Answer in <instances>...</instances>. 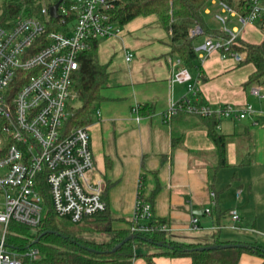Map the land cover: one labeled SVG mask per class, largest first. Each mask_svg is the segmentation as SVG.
I'll return each mask as SVG.
<instances>
[{
	"label": "crops",
	"instance_id": "crops-1",
	"mask_svg": "<svg viewBox=\"0 0 264 264\" xmlns=\"http://www.w3.org/2000/svg\"><path fill=\"white\" fill-rule=\"evenodd\" d=\"M239 1L230 0V5L235 7ZM204 15L211 16L217 24L215 28L205 21L209 29L221 30L216 19L220 15L218 2L211 0ZM235 26L236 20L229 18L227 27ZM257 34V39L251 38ZM238 36L250 44L260 43L263 37L255 24L241 27ZM168 40L154 16H140L121 26L117 36L97 41V61L107 66L108 81L101 92L103 100L95 107L87 127L94 173L113 219L112 229H128L140 180L141 195L151 203L155 220L168 227L165 236L169 240L204 243L216 236L220 242L259 246L244 233L247 228L243 216L250 206V187L244 198L237 191L227 213L235 210L239 221H232L236 223L234 226L221 223L226 188L219 174L235 166H264V96L258 98L262 102L259 108L252 106L256 111L252 119L217 122L215 132L226 138V166L219 167L217 149L207 134L206 119L184 113L163 118L170 100H177L185 93V85L170 83L171 65L177 57L171 54ZM202 41L200 38L196 44ZM128 53L132 57L126 62ZM200 68V73L190 71L193 77L199 75L197 96L212 107L251 105L253 98H257L250 93L254 87H259L264 95V84L244 85L254 72L251 64L239 65L232 58L212 52ZM135 106L136 113L132 111ZM207 209L209 213H205ZM194 217L197 223L192 229L190 223ZM148 251L142 253L162 252ZM151 260L153 264H191L187 257L157 255ZM263 263V258L243 253L237 264ZM130 264H146V260L134 258Z\"/></svg>",
	"mask_w": 264,
	"mask_h": 264
},
{
	"label": "built area",
	"instance_id": "built-area-1",
	"mask_svg": "<svg viewBox=\"0 0 264 264\" xmlns=\"http://www.w3.org/2000/svg\"><path fill=\"white\" fill-rule=\"evenodd\" d=\"M118 0H34L36 13L21 11L7 27H0V264H39L37 249L24 252L7 245L11 223L36 229L42 221L44 198L52 213L81 224L103 213L107 205L102 198V185L94 173L88 127L64 132L70 116L68 102L76 100L73 75L79 57L100 39L117 36L121 26L114 18ZM58 3L55 17L50 7ZM249 13L241 17L230 7L218 2L216 16L221 30L229 38L205 37L194 51L199 65L212 52L239 63L242 54L228 53L241 27L252 24L264 29V5L261 0H247ZM31 8V7H30ZM237 27L228 28L229 18ZM53 20L61 29L50 30ZM201 33L198 27L191 37ZM132 55L127 54L125 61ZM170 83L185 85V93L170 100L164 119L181 113L200 119L242 121L252 119L255 109L249 105L222 104L212 107L197 96L199 75L193 77L180 60L171 65ZM250 93L262 99L259 87ZM138 107L133 108L137 112ZM99 113L96 112V115ZM138 121V117L136 118ZM141 181L129 220L132 235L168 232L157 222L151 203L141 195ZM211 198L214 194H210ZM209 213V210H205ZM233 222L239 221L235 210L229 212ZM197 218L190 223L196 228ZM26 260V262H24Z\"/></svg>",
	"mask_w": 264,
	"mask_h": 264
},
{
	"label": "trees",
	"instance_id": "trees-1",
	"mask_svg": "<svg viewBox=\"0 0 264 264\" xmlns=\"http://www.w3.org/2000/svg\"><path fill=\"white\" fill-rule=\"evenodd\" d=\"M230 7L237 15L244 17L250 9L247 0H241L232 7L230 0H215ZM211 0H118L114 18L118 25L124 26L131 20L143 16H154L162 29L168 35V44L171 54L175 55L181 64L189 71L201 72L197 55L194 51L196 42L200 38L213 37L227 40L228 33L222 30L209 29L204 21V10ZM264 5V0H261ZM29 5L26 11L36 13L37 6L34 0H2L0 1V27L9 26L14 17L21 11L23 5ZM31 7V8H30ZM50 30H59L57 20H53ZM198 27L201 33L191 37L189 31ZM262 41L258 44L244 42L239 37L229 47L228 53L242 54L239 65L251 64L254 67L245 86L252 84H264V29ZM108 81L107 66L100 65L97 61V42L92 48L79 57L78 69L73 75V91L76 95L78 106L70 108V116L64 124V132L85 127L91 124L95 107L103 100L102 90ZM208 137L214 143L218 158L219 167H225V136L219 135L214 128L217 121L213 118L205 120ZM47 207L45 217L35 232L30 234L29 228L13 224L7 233V245L17 252H24L27 247L39 237L43 231L48 233L39 238L36 249L39 252V264H130L134 258H145L146 264H153L152 258L157 255H164L170 258L187 257L191 264H237L243 253L259 256L264 259V249L256 244L241 243L243 249L228 248L210 251L196 250L198 247L226 244L232 242H220L216 236L212 241L204 243H176L169 241L163 232H154L149 235H136L135 240L123 244L115 252L110 250L121 242L128 235V229L113 230L109 225L113 222L107 209L87 221L95 223L94 232H99L100 227L104 228L105 240L96 242L93 239L83 237L80 232L74 231L60 224L50 208V204L44 198ZM75 225V224H74ZM143 238L146 239L143 240ZM151 241L152 243H149ZM161 243L167 247H159L162 252L159 254L141 255L137 254L138 246L147 248L157 247ZM86 248H92L100 253H91ZM264 264V263H263Z\"/></svg>",
	"mask_w": 264,
	"mask_h": 264
},
{
	"label": "rangeland",
	"instance_id": "rangeland-1",
	"mask_svg": "<svg viewBox=\"0 0 264 264\" xmlns=\"http://www.w3.org/2000/svg\"><path fill=\"white\" fill-rule=\"evenodd\" d=\"M204 21L208 22L210 26H213L215 28L217 27L216 22L212 20L211 16L204 15ZM258 37L259 34H257L256 36H251V38L253 39H257ZM258 100H259L258 98L255 99L253 98V100L250 102L251 106L259 108V103L261 104L262 102H259ZM68 105L70 108H76L78 106V102L74 100L72 102H68ZM219 177L221 179V183L224 184V187L226 188L223 191L224 198H226L225 199L226 206L223 209V218L221 220V223L224 226H234L236 224L232 222L230 216L227 214L228 211L230 210L229 208L233 203L231 201L232 200L235 201L236 193L238 190H240V198H244L246 196V189L250 187L251 188V193L249 196L250 206L248 207L249 210L247 211V215L243 216V225L245 228H247V230L244 231V233L245 235L249 236V238L255 239L259 247L264 249V235H263L264 234V166L254 164L253 166H249V167L235 166L231 168H226L222 170V172H220ZM238 186H242V188L239 189ZM46 212H47V207L46 205H43L42 218L45 217ZM213 214H215L214 210H213ZM59 222L61 225L67 228L69 227L74 231L80 232V234L83 237H86L88 239H93L96 242H100L106 239V236L103 233L104 228L100 227L98 228L100 229L99 232H94V230L97 229L95 228L96 225L93 221H85L81 224L74 225L67 218H60ZM13 224L14 223H11L8 226L7 233L11 231L10 227ZM109 227L111 229L113 228L112 223L109 225ZM2 228L3 227L0 225V232L2 231ZM228 231H232V230H228ZM34 232L35 229L29 230L30 234ZM31 248L36 249V245L32 246ZM148 250H150V252L161 251V249L157 247H152V248H147L145 246L137 247V252L142 255L144 254L148 255L149 253H142L143 251H148ZM24 262H26V260Z\"/></svg>",
	"mask_w": 264,
	"mask_h": 264
},
{
	"label": "water",
	"instance_id": "water-1",
	"mask_svg": "<svg viewBox=\"0 0 264 264\" xmlns=\"http://www.w3.org/2000/svg\"><path fill=\"white\" fill-rule=\"evenodd\" d=\"M57 5L58 3L54 4L53 6L50 7V15L52 17H55V11H56V8H57ZM48 233H51L49 231H43L39 237L37 239H35L30 245L28 248L36 245L39 241V238L48 234ZM137 237L136 235H128L126 238H124L121 242H119L115 247H113L110 252H115L118 248H120L123 244H125L126 242L128 241H131V240H135ZM143 240L146 241L145 238H143ZM149 243H152L151 241H149ZM157 247H167L169 249H171L170 246H166V245H163L161 243H156L155 244ZM228 248H237V249H243L245 248V245L244 244H241V243H226V244H217V245H208V246H203V247H198L196 250H199V251H210V250H217V249H228ZM86 250L88 252H91V253H100V251H96L92 248H86Z\"/></svg>",
	"mask_w": 264,
	"mask_h": 264
}]
</instances>
